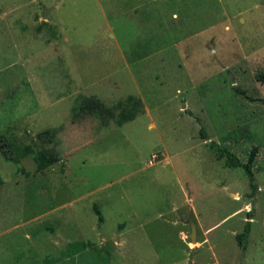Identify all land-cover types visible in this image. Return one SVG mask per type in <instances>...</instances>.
<instances>
[{"label":"rangeland","instance_id":"rangeland-1","mask_svg":"<svg viewBox=\"0 0 264 264\" xmlns=\"http://www.w3.org/2000/svg\"><path fill=\"white\" fill-rule=\"evenodd\" d=\"M58 52L69 83L27 79ZM263 77L264 0H0V264H264ZM79 97L116 118L100 129ZM213 143L244 164L257 147L253 198Z\"/></svg>","mask_w":264,"mask_h":264},{"label":"trees","instance_id":"trees-1","mask_svg":"<svg viewBox=\"0 0 264 264\" xmlns=\"http://www.w3.org/2000/svg\"><path fill=\"white\" fill-rule=\"evenodd\" d=\"M264 78V77H263ZM89 99L85 97H79L76 100L75 104V112L80 115L81 117H96L97 120H100V127L108 125L110 120H114L116 118V112L115 109L112 108H106L102 102H100L98 99H91L90 104H89ZM128 102L129 103H139L140 106L142 105L141 101L139 99H136L134 96H129L128 97ZM130 107L128 108L129 111ZM139 109H135V111H130L129 113L122 114V120L118 122L119 125H122L125 123V121H130L134 119L137 115V111ZM52 131H45L42 134H40V138L42 136H49L52 135ZM206 134H204L205 136ZM217 149V153L219 157H224L226 156L228 158L227 165L230 167H244L246 169L247 175L250 176V187H251V193L250 196L253 198L254 195L256 194L258 187L255 183V176L254 172L252 170V167L254 165L256 155H257V147L253 148L250 155H249V160L246 164L242 163L234 153L230 152L227 150L225 147H220L218 144L213 143L212 148ZM0 151L4 154L5 157L9 160H14V156L12 153L11 145L7 141L6 137L3 134H0ZM59 159L55 154H52L48 151H41L39 155V169L43 170L47 167H50L54 163L58 162ZM3 183L2 178L0 176V185ZM94 210L96 214L98 215L100 221H103V215L98 208V206L95 205ZM251 215V214H250ZM251 219L252 215L249 217V220L247 221L244 231L238 235H236V239L239 243V246L241 247L243 252L247 251V246H248V241H249V236L251 233L252 225H251ZM87 248L86 243H71L69 245V253L74 256L77 255L83 251H85Z\"/></svg>","mask_w":264,"mask_h":264},{"label":"crops","instance_id":"crops-1","mask_svg":"<svg viewBox=\"0 0 264 264\" xmlns=\"http://www.w3.org/2000/svg\"><path fill=\"white\" fill-rule=\"evenodd\" d=\"M65 38V37H64ZM64 38H63V41L65 42V43H67V42H69V39L68 38H66V40H64ZM56 44V43H55ZM54 44V45H55ZM49 51H50V49H49ZM56 51H60V50H58V49H56ZM60 54V52H58L57 53V59H58V62L56 61V63L54 62V64L52 65V66H48V72L46 73V72H44L45 70H43L42 68L43 67H41V62H40V64L38 65L37 64V66L35 67H32V68H30V72L29 73H25L27 76V79H31V80H33V78H36V77H39V78H41V79H44L45 81H46V79H53V75H54V72L56 71V73H55V78L57 77H64V80H65V82L66 83H69L70 82V80L73 78L72 77V74H73V68L70 66V65H72L73 64V62H68V60H70L69 59V57H62L61 56V54ZM133 63H135V62H133ZM46 64V63H45ZM46 66H47V64H46ZM45 66V67H46ZM58 67H60V70L61 71H63V73H61V72H57V69H58ZM24 68V67H23ZM33 68L36 70V71H33ZM52 68H53V71H52ZM35 72H36V74H35ZM82 74H83V71H82ZM20 75L21 74H19V78H20ZM29 76V77H28ZM25 77V76H24ZM19 78H17V79H19ZM56 80V79H55ZM28 81V80H27ZM18 82H20V80H18ZM25 82V81H24ZM57 82V81H56ZM94 83V82H93ZM52 84V83H51ZM31 89H32V87H31ZM40 90V89H39ZM32 91H35L34 89H32ZM24 92V91H23ZM36 92V91H35ZM37 93V92H36ZM62 94H64V93H62ZM19 95V93H17V96ZM38 95H43V96H45L46 98H48V100H53L54 102H56L58 99H64V98H62L61 97V94H59L60 96H56V92H55V87L54 88H51V87H49L47 90H44V91H40V93H38ZM100 97V96H99ZM24 118V121L27 119V120H29V118H32V117H26V116H24L23 117ZM109 125H110V123H109ZM108 125V126H109ZM57 126V125H56ZM51 128V127H50ZM102 128H104L103 126L102 127H100V129H102ZM49 131V130H48ZM102 132H103V130H102ZM90 140H92V139H90ZM89 140V141H90ZM84 145V144H83ZM166 158H168V157H166ZM96 202H94L92 205L95 207V205L96 206H98V208L100 209V211H101V213H102V215H103V211L101 210V208H100V206L96 203ZM188 222H189V220H188Z\"/></svg>","mask_w":264,"mask_h":264},{"label":"water","instance_id":"water-1","mask_svg":"<svg viewBox=\"0 0 264 264\" xmlns=\"http://www.w3.org/2000/svg\"><path fill=\"white\" fill-rule=\"evenodd\" d=\"M191 226V240H192V243H195L196 244V238H197V227H196V224L192 221V219L189 220L188 222Z\"/></svg>","mask_w":264,"mask_h":264}]
</instances>
